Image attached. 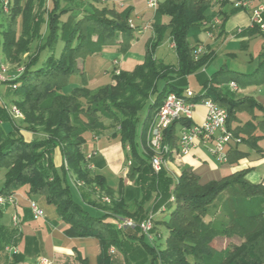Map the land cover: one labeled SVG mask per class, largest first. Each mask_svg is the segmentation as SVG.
<instances>
[{
    "label": "trees",
    "instance_id": "trees-1",
    "mask_svg": "<svg viewBox=\"0 0 264 264\" xmlns=\"http://www.w3.org/2000/svg\"><path fill=\"white\" fill-rule=\"evenodd\" d=\"M63 2L14 0L6 26L1 28L0 45L5 57L12 62L21 61L25 53L28 57L23 73L10 81L17 84L9 95L23 113L21 125L15 123L0 100V171L6 169L0 195H13L27 186L30 197L45 196L65 223L67 236L98 239L97 264H264L263 183L248 180L246 169L203 183L189 166L183 167L175 179L165 167L156 172L150 162L153 153L147 145V133L152 119L168 94L183 96L188 88L183 85L186 79L200 74L213 57L208 50L195 56L198 44L191 43L189 32L195 26L212 28L206 19L214 0H161L151 21L153 34L146 42L144 60L132 70L113 72L111 83L95 90L88 87L84 77L83 85L70 93L64 92V88L72 75H85L81 64L86 55L100 54L110 45H119L125 52L137 38L138 26L130 24L132 6L119 10L97 6L102 0H65V5ZM227 2L230 0H222L220 4ZM1 3L2 0V12ZM256 28L261 29L259 25ZM167 34L174 45L176 63H166L156 56V48ZM36 41L40 42L31 53ZM59 41L64 45L57 55ZM45 50L49 54L40 62ZM259 62L258 75L221 68L202 81V90L191 100L210 98L223 107L227 112V128L242 143L261 153L259 142L264 134L259 129L264 121L258 119V113L264 114V106L253 96H233L226 90L232 81L242 88L263 84L264 45ZM145 108L139 130L140 113ZM243 113L250 119L243 122L240 118ZM103 119L110 121L114 135L124 147L130 148L131 187L124 185L123 178L117 189L110 187L106 178L93 173L87 162L85 133L102 132L106 127ZM192 122L181 119L172 123L164 130V143L177 149L180 127ZM4 123H10L12 129L6 130ZM21 129L32 132L35 138L27 141ZM237 145L229 147L227 163L235 164L248 156ZM56 149L63 157L60 167L54 162ZM71 178L84 182L81 194L88 205L75 198ZM89 188H98L111 202L91 199ZM152 197L154 205L148 211L145 201ZM162 207L168 215L166 219L155 220L154 232L159 225L167 228L163 248L149 242L138 226L118 229L106 221L116 217L140 222ZM3 216L4 209L0 208V252L15 242L2 221ZM219 237H236L241 241L221 251L214 246ZM38 252V249L30 252L27 246L13 256V263ZM76 260L90 264L78 251Z\"/></svg>",
    "mask_w": 264,
    "mask_h": 264
},
{
    "label": "crops",
    "instance_id": "crops-1",
    "mask_svg": "<svg viewBox=\"0 0 264 264\" xmlns=\"http://www.w3.org/2000/svg\"><path fill=\"white\" fill-rule=\"evenodd\" d=\"M145 1V0H144ZM252 6L246 9H242L243 12L234 15L235 19L242 23L240 26H232L228 30L225 28V22L215 23V18L218 17L216 12V7L220 6V3H216L214 0L213 4V15L208 16L206 21L208 25H211L212 28H205L206 33L198 45H206L205 51H212L213 57L209 64L204 67L202 73L207 72L209 68H212V72L208 73L209 75L204 76L203 80L211 78L212 75L218 72L221 68H227V64H219L215 62V59L218 57V52L216 48L220 46V40L226 34L230 33L233 37H240L242 39V44L245 42L249 43V39L253 36L260 35L264 33V29L256 28L257 25H252L251 23V12L252 9L259 4L264 5V0H250ZM132 7H134L132 5ZM217 14V15H216ZM220 19V18H219ZM263 21H264V13H263ZM219 24V25H218ZM145 26V25H144ZM142 26V27H144ZM136 33L140 35H144V30H141V26H138ZM220 28V29H219ZM219 29V34L216 33V30ZM254 33V34H252ZM152 36V35H151ZM137 37V36H136ZM136 40V39H135ZM133 40V42L135 41ZM132 42V43H133ZM264 45V44H263ZM262 45V46H263ZM172 46V44H171ZM244 46V45H243ZM262 50V48H261ZM260 50V51H261ZM232 58L236 57V54L230 53ZM144 60V59H143ZM233 70V69H231ZM255 70H258L255 69ZM236 71V70H235ZM255 73V72H254ZM253 74V73H248ZM233 82V81H232ZM231 83V82H230ZM230 83L226 85V90H233L230 88ZM237 83V82H235ZM238 85V96L250 95L253 96L259 103L263 106L264 104L261 102L262 99L258 100L254 95L247 94L248 90L252 87H261L264 86V83L256 86H248L246 88L240 87ZM189 88V87H188ZM191 89V88H190ZM197 91H195L196 93ZM230 93V92H229ZM207 113V108L203 104H197L194 108V113L192 117V121L196 124L202 123L205 120V116ZM263 113H258V119L260 120L261 115ZM244 113L240 115L241 120L244 122L248 120V116L243 117ZM15 120V119H14ZM22 120V118H20ZM106 126H110V121L108 119H103ZM4 127L7 129H12V125L10 123H4ZM109 128V127H108ZM115 131V130H114ZM113 131V133H114ZM260 131V129H259ZM21 133L24 135L27 141H31L35 138V134L30 131L21 129ZM113 133H108V130H103L100 133H94L93 138L96 141L97 147L93 150V156L87 159V162L93 173H98L103 175L107 183L110 187L117 189L120 183V179H124V185L126 187H131L133 185L132 180L128 177V173L130 172V164L127 160L123 151H125V147L120 141V145H112L102 146L98 142L101 141V135L107 136L109 139L112 137ZM264 134V132H260ZM148 136V135H147ZM264 138V137H263ZM262 138V139H263ZM261 141L259 142L260 147L263 151L260 153L251 147L247 146L245 143H238V148L241 151L247 152L248 156L240 159L235 164L230 163H219L217 162L211 153L208 151L207 147L204 145H197L194 147L188 155H180L178 152L172 155V157L168 158L165 168L168 173L177 179L181 172L182 168L185 166L191 167L196 174H198L203 183L211 181V180H219L222 176L239 171V170H247L246 177L253 183H263L264 184V168L263 171H258L254 167L256 163L253 165L250 162L249 157L252 156V152L256 154H260L264 156V148L261 145ZM101 143V142H99ZM231 147L235 146V143L230 145ZM175 152V151H174ZM86 155V154H85ZM87 156L86 158H88ZM264 159L259 160L261 163ZM54 162L56 167H60L63 163V157L59 149H56L54 152ZM263 172V173H262ZM115 177L119 178V182H115L113 180ZM112 178V179H111ZM4 181L0 179V185H2ZM70 181H73L71 178ZM77 186V185H76ZM1 187V186H0ZM84 185L77 186V192L85 205L87 200H84L83 195L81 194L82 188ZM28 187L24 186L17 193L13 195V202L6 205L4 209V216L2 219L3 223L9 228V232L11 236H13L15 242L19 247V253L24 251L28 246L30 252H34L35 249H38L37 254H29L26 256L24 261L16 264H37V260L40 257H46L55 262V264H80L76 260L77 251L81 253L84 257H86L90 264H97V257L99 254V241L94 237H69L65 234V223L59 217L56 207L53 204H49L45 196L40 197H30L28 195ZM92 197V196H91ZM31 200H36L38 204L45 210V215L39 219H34L32 217L31 211L29 209V203ZM80 200V201H81ZM100 211V210H99ZM14 213H17L20 222L19 226H14L12 222V216ZM114 217L107 218V222L113 223ZM0 264H15L13 263V256H9L4 250L0 252Z\"/></svg>",
    "mask_w": 264,
    "mask_h": 264
},
{
    "label": "rangeland",
    "instance_id": "rangeland-1",
    "mask_svg": "<svg viewBox=\"0 0 264 264\" xmlns=\"http://www.w3.org/2000/svg\"><path fill=\"white\" fill-rule=\"evenodd\" d=\"M222 0H216V3H220ZM14 0H2L1 7L2 12L0 11V42L3 41V33H2V27L6 26V22L8 20V14L11 10V5H13ZM234 0H230V2H227L225 4H220V6L216 7V12L218 15V18L222 19L223 22H225V28L228 30L232 26H240L242 23L237 21L234 17V15L239 14L243 12L242 9H237L234 6ZM66 2L64 0L63 5H65ZM109 6V7H116L117 9L121 10L128 6H134V10L131 14L130 21L134 24V26H144L148 23H151L154 16V11L152 9H149L146 6V3L144 0H102V3L97 4L99 7L103 6ZM221 11L223 12V16H220ZM216 14V15H217ZM213 8H210L207 11V17L213 16ZM217 18V17H216ZM215 18V19H216ZM221 23V20L219 24ZM217 24V23H216ZM218 24V25H219ZM45 28V27H44ZM43 28V32L45 29ZM139 28V27H138ZM220 29V28H219ZM219 29L216 30V33L219 34ZM141 30H144L143 27ZM206 33L204 28L195 26L193 27L189 32V39L192 44L197 45L199 41L202 40L204 34ZM144 35H140L139 33H136V40L131 43L129 47L126 48V51L123 52L119 49V45H110L104 48L103 52L100 54H94V55H86L82 62V68L85 71V75L82 73H76L71 76L70 81L68 85L64 88V92L70 93L76 86H82L84 83V77L88 81V87L95 90L100 86L106 85L111 83L112 81V73L115 67L119 66L123 70H132L134 66L138 63H141L144 59L145 55V46L148 38L153 34L151 27L144 30ZM254 34V33H252ZM40 41L34 42L32 45L31 53H34V51L37 49V45ZM264 44V33H261L260 35L253 36L249 39V43L245 42L242 44V39L240 37L232 36L230 33L226 34L224 37L220 40V46L217 49L218 57L215 59V62L219 64H227L230 69L236 70L240 73L248 74V73H254V75H258L260 72H256L257 68L260 66L259 62V55L260 50L262 48V45ZM64 43L62 41L58 42L56 54L59 55ZM204 45V44H203ZM244 45V46H243ZM206 48V45H204ZM205 52V51H204ZM230 53L236 54V57L234 59L230 55ZM49 54V50H45L41 53V61H44L46 57ZM156 56L163 60L166 63H176L177 62V55L174 50V47L171 46V42L169 39V36L165 37L164 41L160 46L156 48ZM28 57V54L25 53L21 57V61L19 62H12L10 59H7L3 53L2 45H0V66L3 65L6 67V76L9 77V79L12 81L13 79L18 78L24 71V63ZM114 60L118 61V64L115 63ZM261 66L264 68V63L261 64ZM204 69V68H203ZM203 72V70L201 71ZM212 72V68H209L207 72L202 73L200 75L192 74L190 75L185 83H183L184 86L191 88L193 91H201L202 86V80L204 76L209 75L208 73ZM11 90V87L5 83L2 84L0 87V100L4 105L9 109L12 103V95H9V92ZM239 90V89H238ZM238 90H228L230 94L233 96H238ZM247 94L254 95L258 100L262 99L261 101L264 104V86L261 87H252L248 90ZM147 108L141 111L140 113V122H139V130L142 126V122L144 120V116L146 113ZM11 116L15 119V123L18 125H21L22 121L20 118L15 117L11 114ZM247 117L250 119V116L248 114H244L243 117ZM245 117V118H246ZM260 120L264 121V114L261 115ZM109 127V128H108ZM104 130H108V133H113L115 130L114 128L110 126H106ZM260 132H264V123L260 127ZM95 132H86L85 138L87 139L85 145H84V153L86 154V157L89 156L90 158L93 156V150L97 147L96 141L93 138ZM101 142V143H99ZM98 142L102 146H109L110 147L114 144L120 145V138L116 137L114 133L112 134V137L109 139L107 136L101 135V141ZM261 145L264 148V138L261 141ZM130 150L125 147V151L123 153L125 154L127 160L130 158L131 152ZM264 159V156H261L260 154H256L255 152H252V156L249 157L250 162L255 165V169L258 171H263L264 168V160L259 163L258 161ZM6 169H2L0 171V179H3L5 176ZM263 173V172H262ZM112 179V178H111ZM113 180L115 182H119V178L115 177ZM72 187H73V194L77 200H81L78 192H77V186L74 183V181H71ZM1 186V185H0ZM87 190V189H86ZM92 192V193H91ZM88 193H91L93 200L97 201L98 203H104L103 201V195L98 188L91 189L89 188ZM87 200V199H86ZM82 201V200H81ZM154 197L150 198L149 200L145 201V208L148 211H151L154 205ZM168 213L166 211L159 212L155 215V220H161L166 219ZM6 219V218H4ZM3 219V220H4ZM155 237L153 241H150L152 244H154L157 247H165L166 245V239L168 236V230L164 225H159L158 230L154 232ZM239 238H217L214 241V246L223 251L226 247H232L234 244L240 243Z\"/></svg>",
    "mask_w": 264,
    "mask_h": 264
},
{
    "label": "built area",
    "instance_id": "built-area-1",
    "mask_svg": "<svg viewBox=\"0 0 264 264\" xmlns=\"http://www.w3.org/2000/svg\"><path fill=\"white\" fill-rule=\"evenodd\" d=\"M7 1V0H6ZM161 0H145L146 6L149 9L155 11L158 8ZM236 8L246 9L252 6L250 0H236L234 2ZM264 5H256L251 12L252 25H259L261 29H264L263 21ZM220 19L217 17L215 23H219ZM208 25V22H206ZM131 26L134 24L130 21ZM151 27V23L146 24L143 29L146 30ZM172 47L174 45L172 44ZM205 51L204 45H198L194 51L196 57ZM118 64L117 60H114ZM121 68L115 67L114 73H120ZM14 80V79H13ZM9 77L6 76V67L0 66V87L2 84L7 83L12 89L17 88V84L10 82ZM230 88L233 90L238 89V85L235 82L230 83ZM196 95L195 91L187 88L183 96H179L176 93H170L165 98L163 105L155 114L152 119L147 133V145L152 151L151 165L152 168L159 172L168 160L166 157L169 153L177 150L180 155H188L192 149L197 145H204L208 151L219 163H227L228 161V149L231 144L241 143V139L235 137L232 131L227 128V112L226 110L214 102L212 99L207 98L200 102L191 100ZM197 104H203L207 108L205 120L202 123L196 124L192 122L190 126H181L178 134V148L171 149L169 145L164 143V130L168 128L172 123L181 119L192 120L194 108ZM8 108V106L6 107ZM10 115L23 118L22 111L14 104L7 109ZM128 149L129 146H127ZM88 157L87 159H89ZM131 162L129 161V164ZM74 183L77 186L84 185L83 181H77L73 178ZM264 182V181H263ZM14 195V194H13ZM13 195H0V208H4L6 205L13 202ZM103 201L110 203L111 198L108 195H103ZM29 209L34 219H39L45 215V210L38 204L36 200H31L29 203ZM166 211L165 207H162L159 212ZM157 212V213H159ZM157 213H150L147 218L140 222H136L132 218H116L113 219V224L118 229H126L130 227L138 226L145 237L153 241L154 234V222L155 215ZM12 222L14 226H19L20 218L17 213L12 216ZM4 251L9 256L19 254V247L16 243H9L5 246ZM111 251L115 249L112 247ZM37 264H55V262L46 257H40L37 260Z\"/></svg>",
    "mask_w": 264,
    "mask_h": 264
}]
</instances>
